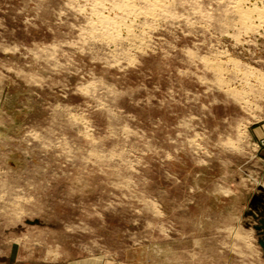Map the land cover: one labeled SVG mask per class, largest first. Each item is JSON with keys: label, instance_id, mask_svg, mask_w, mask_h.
<instances>
[{"label": "rangeland", "instance_id": "1", "mask_svg": "<svg viewBox=\"0 0 264 264\" xmlns=\"http://www.w3.org/2000/svg\"><path fill=\"white\" fill-rule=\"evenodd\" d=\"M240 1L0 0V264H264Z\"/></svg>", "mask_w": 264, "mask_h": 264}, {"label": "bare ground", "instance_id": "2", "mask_svg": "<svg viewBox=\"0 0 264 264\" xmlns=\"http://www.w3.org/2000/svg\"><path fill=\"white\" fill-rule=\"evenodd\" d=\"M134 1H135V0H133V2H132V0H125V2H121V3H124V5H123L124 8L127 7V8H129V10H135V11H136V9H134V6H135ZM143 1H145V3L148 4L147 6H149V7H147V9H148V8H149V9L147 10V13H146V14L153 15V16L155 17V15L157 14V13L155 14V12L158 11V9H160L159 7L162 6L161 3H163L164 0H143ZM241 1H242V0H241ZM241 1H240V2H241ZM261 2H262V1H261ZM232 3H233V2H232ZM133 4H134V5H133ZM232 5H233V4H232ZM234 7H235L237 10L241 11V12H242V11H243V12H246V13H243V12H242L243 14H242L241 12H240V13L242 14V18H243V19H244L245 17H248V18H249V21H250L251 18L253 17V16H251V18H250V15H251L252 13H253V15H254V12H255V11H252V9H251V11H252L251 13H250V10H249V11H248V10H247V11H246V10L244 11V9L242 10V9H241V8H242V5H241V3H239V2H235V6H234ZM119 8H120V7H119ZM124 8H123V9H124ZM127 8H125V9L127 10ZM130 8H131V9H130ZM132 8H133V9H132ZM235 8H233V9H235ZM256 8H258V7L255 6V8H253V9H256ZM121 9H122V8H121ZM231 9H232V8H231ZM129 10H127V11H129ZM160 10H161V9H160ZM257 10H258V9H257ZM257 10H256V12H258V14H257L258 16H259V15H264V14L262 13V12L264 11V9H263V11H261L262 9H261V10H258V11H257ZM123 11H124V10H123ZM103 12H105V11H103ZM129 12H130V11H129ZM131 12H132V11H131ZM144 12H145V10H144ZM256 12H255V15H256ZM158 14H159V13H158ZM237 14H238V13H237ZM244 14H245V15H244ZM244 16H245V17H244ZM259 17H260V16H259ZM259 17H258V18H259ZM261 17H262V16H261ZM261 17H260L259 20H261ZM242 18H241V20H243ZM248 18H245V26H246L247 23H248V22H246V19L248 20ZM253 20H255V18H254ZM262 21H263V20H262ZM260 22H261V21H260ZM263 22H264V21H263ZM263 22H262V23H263ZM251 23H252V21H251ZM243 24H244V20H243ZM253 24H254V22H253ZM253 24H252V25H253ZM248 25H251V24H248ZM252 25H251V26H252ZM251 26H249V27H251ZM130 32H131V31H130Z\"/></svg>", "mask_w": 264, "mask_h": 264}]
</instances>
